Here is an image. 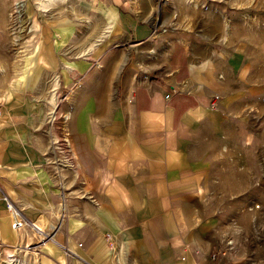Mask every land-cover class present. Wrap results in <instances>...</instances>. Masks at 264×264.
Wrapping results in <instances>:
<instances>
[{
    "label": "crops",
    "instance_id": "0c3cea01",
    "mask_svg": "<svg viewBox=\"0 0 264 264\" xmlns=\"http://www.w3.org/2000/svg\"><path fill=\"white\" fill-rule=\"evenodd\" d=\"M81 6L80 18L65 10L39 30L34 59L43 79L55 73L60 80L54 90L67 118L69 169L49 173L38 150L44 143L22 139L21 155L0 159L8 194L21 190L23 216L53 229L54 241L31 248L38 264H77V257L91 264H239L227 242L233 213L247 209L234 208V197L248 194L249 175L215 172L212 164L219 155L229 162L221 148L249 119L257 85L262 127L264 62L251 69L249 46L186 28L174 1ZM21 105L5 118L22 132L32 122L27 116L41 111ZM207 174L219 180L215 186H203ZM4 236V243L20 239ZM26 236L21 232V242Z\"/></svg>",
    "mask_w": 264,
    "mask_h": 264
},
{
    "label": "rangeland",
    "instance_id": "374dc122",
    "mask_svg": "<svg viewBox=\"0 0 264 264\" xmlns=\"http://www.w3.org/2000/svg\"><path fill=\"white\" fill-rule=\"evenodd\" d=\"M156 1L159 5L165 1H174L175 7L184 15L185 27L196 34L210 37L219 43L228 41L232 44L249 46L247 54L251 69H258L264 62V59L260 57L261 54L264 55V49H262L264 0ZM81 7V0H0V159L21 155L22 139L27 145L35 142L44 143L45 148L38 150L49 173L51 172L54 176L61 175L69 169L72 153L67 146V118L65 114L58 111L59 102L63 97L56 99L54 90L56 82L59 83L60 80L55 73L43 79L44 71L34 67V59L38 49L39 30L53 24L52 17L58 16L65 10L74 12L77 15L75 17L80 18L77 10ZM237 46H233V49L238 48ZM5 73L7 77L2 79V74ZM253 78L256 80L257 75L255 74L251 79ZM45 80L55 81L54 87L41 86ZM257 88L258 85L253 89L255 95L252 102L255 107L251 108L249 119L243 127H237L229 133L226 143L221 148L222 154L228 156L229 162L225 158H220L219 155V161L212 164L215 172L220 173L225 168L223 172L248 173L249 175L248 194L243 197H234V208L243 205L247 209L244 212L233 213L234 232L227 242L239 264H264V120L262 117V127H259L256 108ZM54 101L57 104L56 113L54 119L50 120L49 112ZM21 103L41 111L39 113L41 115L27 116L32 122L22 132L20 127H8L12 123L7 122L5 118L16 110L19 111L23 107ZM5 147L14 149L16 153L11 151L10 154H4ZM210 171L211 165H207L206 172ZM238 175L240 177V174ZM6 177L7 174L0 169V204H5L9 219L8 224L5 222L3 226L0 224V264H38V252L31 248L41 243L43 236L36 233V229L33 230L30 225L18 231L12 229V218L7 210L6 201L23 216L21 190L9 195L5 186ZM218 181L214 175L207 174L202 184L213 187ZM224 182L226 183V180ZM238 183L241 184V180ZM25 220L31 223L28 219L25 218ZM40 229L47 232L46 234L53 232V229ZM24 231L30 236H26L27 239L21 242V232ZM3 235L12 240L17 239L19 235L20 239L17 243H4L1 239ZM28 251L32 254H28Z\"/></svg>",
    "mask_w": 264,
    "mask_h": 264
},
{
    "label": "built area",
    "instance_id": "2783aa9c",
    "mask_svg": "<svg viewBox=\"0 0 264 264\" xmlns=\"http://www.w3.org/2000/svg\"><path fill=\"white\" fill-rule=\"evenodd\" d=\"M168 98V96H167ZM6 204H7V210L9 211V213L11 214V216L13 215V213H15V215H13V218H12V223H11V227L13 230L15 231H18V230H22L24 229L27 225H30L31 227H35L32 223H28L27 220H25V218L23 216H21L17 211L14 210L13 206L6 201ZM49 234H52L49 233ZM49 234H45V235H42L43 236V239L42 241H40L41 243H44V242H47V241H52L53 240V234L50 236ZM41 235V234H40ZM78 258V262L77 264H91L79 257Z\"/></svg>",
    "mask_w": 264,
    "mask_h": 264
},
{
    "label": "bare ground",
    "instance_id": "6f19581e",
    "mask_svg": "<svg viewBox=\"0 0 264 264\" xmlns=\"http://www.w3.org/2000/svg\"><path fill=\"white\" fill-rule=\"evenodd\" d=\"M94 32H92L91 34H93ZM90 36V35H89ZM87 51V50H86ZM6 77H7V74L5 73V74H2V79H6ZM12 87V86H11ZM8 93V92H7ZM10 94V93H9ZM11 94H12V92H11ZM16 99V98H15ZM3 101V100H2ZM13 102V101H12ZM54 103V105H53V107L50 109V112H49V116H50V120H53L54 119V115H55V113H56V106H57V104H56V102L54 101L53 102ZM11 104V103H10ZM14 106V105H13ZM4 111V110H3ZM14 215H15V213H14ZM32 229L34 230V229H36V233H38V234H41V235H45L47 232H44L43 230H41L40 228H38V227H32ZM50 236L52 235V234H49ZM21 264H24V263H21Z\"/></svg>",
    "mask_w": 264,
    "mask_h": 264
}]
</instances>
